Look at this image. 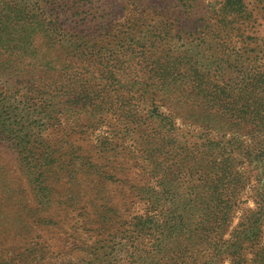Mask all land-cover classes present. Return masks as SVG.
<instances>
[{
  "label": "rangeland",
  "instance_id": "1",
  "mask_svg": "<svg viewBox=\"0 0 264 264\" xmlns=\"http://www.w3.org/2000/svg\"><path fill=\"white\" fill-rule=\"evenodd\" d=\"M225 5L228 13L222 11ZM69 6L77 8L80 16L68 18L56 35L63 39V47L70 46L74 53V46L83 45L86 53L99 50L103 54L114 49L118 42L128 41L124 32L128 27L145 34L149 48L169 50L168 54L158 52V59L179 58L176 63L182 64L186 61L179 52L188 50L192 67L205 72L210 81L232 89L243 84L248 64L264 60V0H71ZM44 7L46 13L51 9ZM221 18L236 25L223 28L218 23ZM80 32L86 35L84 40H79ZM136 35L130 36L139 43L143 36ZM59 50L58 47L48 55L55 54L61 59L57 63L69 65L70 69L60 73L65 80H80L78 72L85 67L95 76L91 67L97 69V65L88 55L73 58L67 54L69 51L65 55L55 53ZM51 74L43 62L23 53L11 54L7 63H0V264L18 262L27 256L39 264H86L93 261L89 246L98 241L96 248L104 246L102 253L108 254L113 247L114 255L119 256L118 240L107 243L109 226V230L120 229L136 213L155 217L158 208L150 207L143 193L169 189V184H159L162 176L170 178L186 169L180 157L160 155L157 160L144 153L134 138L104 143L102 138L109 132L99 124L87 131L88 139L77 135L67 144L61 142L66 135L61 131L49 134L40 145L20 141L25 131L41 124L42 117L33 116L23 90L28 84L49 79ZM258 94L261 95L259 90ZM13 105H18V110ZM154 105L165 115H172L177 128L194 137L201 133L212 139L222 134L224 139L230 136L224 123L216 119L202 122V114L212 110L207 105L192 112L186 108L173 110L163 99L155 100ZM139 129L142 134L150 131ZM245 138L248 139L242 137L241 141ZM141 142L148 152L155 146H147L146 140ZM255 142L261 145L263 155L239 170L243 179L250 181L238 184L239 203L226 224L224 238L234 247L216 246V258L207 264H231L232 253L240 245L239 254L249 262L252 253L264 245V214L259 218L254 203L264 196V137ZM108 217H112L111 221L103 222ZM168 247L175 253L181 251L175 241Z\"/></svg>",
  "mask_w": 264,
  "mask_h": 264
},
{
  "label": "trees",
  "instance_id": "2",
  "mask_svg": "<svg viewBox=\"0 0 264 264\" xmlns=\"http://www.w3.org/2000/svg\"><path fill=\"white\" fill-rule=\"evenodd\" d=\"M70 3L71 0H0V63H7L11 54L23 53L43 62L53 72L49 79L24 88L33 116L42 117L41 124L25 131L19 140L40 145L49 134L61 131L66 132L61 142L67 144L77 135L88 139L90 132L87 131L99 124L109 132L102 138L108 145L118 139L134 138L144 153L157 160L161 159L160 155L180 157L182 166L186 167L183 174L162 176L159 184H169V189L143 193L147 204L158 208L155 217L136 213L120 229L109 230V226L107 243L118 240L120 257L114 255L113 247L105 255L104 246L96 248L98 241L95 246H89L93 261L86 264L212 263L216 246L234 247L224 238L226 224L239 203L238 184L250 181L243 179V172L239 170L243 165L251 166L254 158L259 160L263 155L261 145L255 141L264 137V60L260 58L258 63L248 64L243 84L232 89L227 84L210 81L205 72L192 67L188 50L179 52V57L186 61L182 64L176 63L179 58L158 59V52L168 54L169 50L149 48L151 44L145 45L148 43L145 34L128 27L124 31L128 41L118 42L114 49L103 54L99 50L86 53L84 43H79L83 46H74V53L70 46L64 48L63 39L56 35L68 18L80 16ZM44 6L51 9L46 13ZM224 10L229 12L226 5ZM218 23L223 28L236 25L224 18ZM136 34L143 36L139 43L130 36ZM225 34L229 35L227 31ZM85 36L80 32L79 40ZM108 39L114 40L115 36ZM219 44L222 45L221 41ZM40 45L43 50H39ZM58 47L60 50L55 53L65 55L69 51L67 54L73 58L88 55L91 63L97 65V69L91 67L95 76L85 67L78 72L80 80H65L60 73L70 69L69 65L57 63L61 59L55 54L48 55ZM157 99L168 102L173 110L186 108L192 112L199 106H209L212 110L202 114L205 118L202 122L211 123L216 119L227 126L230 136L224 139L222 134L219 139H212L201 133L194 137L189 131L177 128L174 117L165 115L154 105ZM18 108L13 105L15 111ZM140 127L149 128V133L142 134ZM242 137L248 139L241 141ZM145 140L147 146L155 145L151 152L142 145L141 141ZM254 203L260 218L264 214V196ZM111 218L103 222H110ZM173 241L180 244L181 251L175 253L169 249ZM240 250L241 245L232 256L227 254L231 256V264H264V245L252 253L249 262L239 254ZM28 257L8 264H39Z\"/></svg>",
  "mask_w": 264,
  "mask_h": 264
}]
</instances>
